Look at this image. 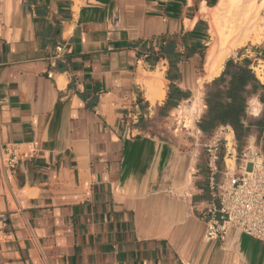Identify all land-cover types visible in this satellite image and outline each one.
<instances>
[{
    "label": "crops",
    "instance_id": "1",
    "mask_svg": "<svg viewBox=\"0 0 264 264\" xmlns=\"http://www.w3.org/2000/svg\"><path fill=\"white\" fill-rule=\"evenodd\" d=\"M217 1L0 0V158L16 155L0 162V264H264L239 232L202 238L213 193L197 124L221 73L206 78L198 11Z\"/></svg>",
    "mask_w": 264,
    "mask_h": 264
},
{
    "label": "built area",
    "instance_id": "2",
    "mask_svg": "<svg viewBox=\"0 0 264 264\" xmlns=\"http://www.w3.org/2000/svg\"><path fill=\"white\" fill-rule=\"evenodd\" d=\"M232 134L228 127L219 128L201 145L213 193L202 212V238L215 241L236 231L264 244V154L256 142L238 151ZM7 154L0 162L15 165V152Z\"/></svg>",
    "mask_w": 264,
    "mask_h": 264
},
{
    "label": "bare ground",
    "instance_id": "3",
    "mask_svg": "<svg viewBox=\"0 0 264 264\" xmlns=\"http://www.w3.org/2000/svg\"><path fill=\"white\" fill-rule=\"evenodd\" d=\"M208 11L210 15L204 16ZM198 16L208 18L210 42L205 59L206 78L211 79L221 73L227 57L232 52L252 41L261 40L260 35L264 30V0H218L210 9L203 3ZM193 23L186 22V25L191 27ZM255 71L259 81L264 84V71L260 70L259 66ZM144 85L146 96L151 102L157 99L156 96L164 97L165 84L158 72L151 75V79L145 81Z\"/></svg>",
    "mask_w": 264,
    "mask_h": 264
},
{
    "label": "trees",
    "instance_id": "4",
    "mask_svg": "<svg viewBox=\"0 0 264 264\" xmlns=\"http://www.w3.org/2000/svg\"><path fill=\"white\" fill-rule=\"evenodd\" d=\"M213 7V5H209ZM203 101L206 106L205 114L200 118L197 126L205 134H210L219 128H230L238 143H243L250 125H246L250 95H258V101L264 105L263 87L259 84L254 73L247 66H241L228 60L220 76L205 86ZM264 114V113H263ZM259 134L257 145L261 146L264 154V117L255 125Z\"/></svg>",
    "mask_w": 264,
    "mask_h": 264
},
{
    "label": "rangeland",
    "instance_id": "5",
    "mask_svg": "<svg viewBox=\"0 0 264 264\" xmlns=\"http://www.w3.org/2000/svg\"><path fill=\"white\" fill-rule=\"evenodd\" d=\"M216 5V4H215ZM214 5V6H215ZM206 6V5H205ZM213 6V7H214ZM201 7V6H200ZM207 7V6H206ZM211 7V8H213ZM210 9V7H208ZM210 15V12L208 11L207 13H205L204 16L208 17ZM200 17H203V16H200ZM204 17L203 19H205L208 23V18ZM264 30L261 32V40L259 42H256V41H252L250 44H247L237 50H235L234 52H232L226 59L225 63L230 60L231 57H234L235 58V54L238 53L239 56H242V55H245L246 53L248 54V56H251L252 60H254V64L251 68V71L254 73L256 79L259 81V79L257 78V73L255 71V68H257L259 66V69L264 71ZM210 42V36L208 38V41L207 43ZM206 48L208 49L209 46L207 44ZM208 51V50H207ZM252 54V55H250ZM205 62H206V59H205ZM224 63V65H225ZM223 65V67H224ZM205 69H206V72H207V66L205 65ZM223 70V69H222ZM260 82V81H259ZM261 83V82H260ZM157 99H162V97L160 98L159 96H156ZM256 108L253 106L250 108V114L251 116L254 115V110ZM232 137V135H228L227 138L230 139ZM253 143L252 140H250V145ZM255 143V142H254ZM237 146H238V151H240L244 146L245 144L243 143H238L237 142Z\"/></svg>",
    "mask_w": 264,
    "mask_h": 264
}]
</instances>
